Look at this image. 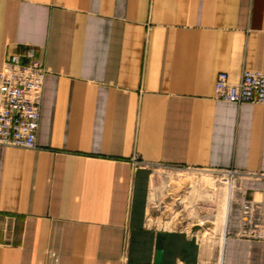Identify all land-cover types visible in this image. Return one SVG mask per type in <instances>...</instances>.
I'll return each instance as SVG.
<instances>
[{
    "label": "crops",
    "instance_id": "crops-1",
    "mask_svg": "<svg viewBox=\"0 0 264 264\" xmlns=\"http://www.w3.org/2000/svg\"><path fill=\"white\" fill-rule=\"evenodd\" d=\"M30 46L38 146L0 145V264H202L197 233L151 220L160 166L236 169L264 212V104L215 98L264 72V0H0V70ZM222 219L220 264H264L240 203Z\"/></svg>",
    "mask_w": 264,
    "mask_h": 264
},
{
    "label": "built area",
    "instance_id": "built-area-1",
    "mask_svg": "<svg viewBox=\"0 0 264 264\" xmlns=\"http://www.w3.org/2000/svg\"><path fill=\"white\" fill-rule=\"evenodd\" d=\"M21 62L12 54L0 70V145L33 149L38 146L41 105L47 70L34 46L28 47ZM215 98L235 102L264 104V72L244 70L239 82H232L226 72L219 74ZM137 166H145L137 157ZM225 183L233 187V201L241 206L240 235L251 239L264 238V212L261 203L247 198L239 188L241 173L236 169L218 171ZM204 225L202 223H198Z\"/></svg>",
    "mask_w": 264,
    "mask_h": 264
},
{
    "label": "rangeland",
    "instance_id": "rangeland-1",
    "mask_svg": "<svg viewBox=\"0 0 264 264\" xmlns=\"http://www.w3.org/2000/svg\"><path fill=\"white\" fill-rule=\"evenodd\" d=\"M160 171L175 174L170 182L167 181L168 177L162 178L161 188H167V183H170V187L164 192L161 189V197L165 200L163 205L151 211V220L197 233L209 249L202 264H220L222 232L218 224L223 220L228 191V185L221 181L222 175L215 170L176 166H160ZM196 198H200L203 204L201 214L213 216L204 225L198 224L200 221L191 215V205Z\"/></svg>",
    "mask_w": 264,
    "mask_h": 264
},
{
    "label": "bare ground",
    "instance_id": "bare-ground-1",
    "mask_svg": "<svg viewBox=\"0 0 264 264\" xmlns=\"http://www.w3.org/2000/svg\"><path fill=\"white\" fill-rule=\"evenodd\" d=\"M175 173L172 172V171H160V170H156L154 172V176H155V182H154V185H153V202H157L159 201L158 197H157V194L155 193L156 191H160L162 189V192H164L166 189H168L170 187V183H167V188H161L159 182L156 184L157 181H159L158 179H160V177L164 178V177H168L167 178V181H171L172 178L171 176H173ZM203 178V177H202ZM221 181L228 185V191H227V205H230V202H231V198L233 196V187L231 184H228V183H225L222 178H221ZM210 183V182H209ZM212 185V184H211ZM212 187V186H211ZM215 188V187H214ZM201 200H197L194 202L193 205H191L192 209H191V215L195 218H197L200 223L204 224L206 223V221H208L212 216L210 215H202L201 214V211L200 209L203 208V204L200 202ZM227 220L228 218L226 219V222H224V226H225V230L227 231Z\"/></svg>",
    "mask_w": 264,
    "mask_h": 264
}]
</instances>
